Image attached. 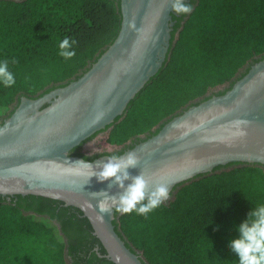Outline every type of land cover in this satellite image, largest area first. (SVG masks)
I'll list each match as a JSON object with an SVG mask.
<instances>
[{
	"label": "trees",
	"instance_id": "16d2710c",
	"mask_svg": "<svg viewBox=\"0 0 264 264\" xmlns=\"http://www.w3.org/2000/svg\"><path fill=\"white\" fill-rule=\"evenodd\" d=\"M190 4L191 12L181 18L172 14L177 22L168 60L116 118L110 143L158 126L156 134L210 88L231 82L230 89L260 60L255 59L264 53V0ZM120 21L118 0H0V59L9 60L16 76L15 85H0V123L20 97L37 98L84 73L113 42ZM65 36L75 40L76 54L67 60L58 55ZM71 155L92 160L79 147ZM175 190L169 204L147 216L115 212L113 224L126 246L142 251L143 264H237L228 241L253 205L264 203V168L218 166ZM14 198L0 197V264H113L93 251L97 246L106 255L80 210L40 196H26L24 204L21 196Z\"/></svg>",
	"mask_w": 264,
	"mask_h": 264
},
{
	"label": "water",
	"instance_id": "95a60500",
	"mask_svg": "<svg viewBox=\"0 0 264 264\" xmlns=\"http://www.w3.org/2000/svg\"><path fill=\"white\" fill-rule=\"evenodd\" d=\"M118 1V34L88 69L49 94L22 97L0 124V196H40L74 207L88 219L105 258L115 264L118 254L121 264H143L116 232L115 211L98 218L99 197L93 193L122 191L90 177L107 156L86 160L71 155L122 117L168 60L173 0ZM177 36L178 32L173 43ZM128 152L138 157L129 173L143 174L149 190L158 184L169 186L170 198L164 204L173 200L176 187L218 166L264 168V59L252 64L224 94L184 109L121 156Z\"/></svg>",
	"mask_w": 264,
	"mask_h": 264
},
{
	"label": "clouds",
	"instance_id": "9594fccd",
	"mask_svg": "<svg viewBox=\"0 0 264 264\" xmlns=\"http://www.w3.org/2000/svg\"><path fill=\"white\" fill-rule=\"evenodd\" d=\"M171 8L177 14L189 13L192 5L186 0H173ZM75 40L65 36L58 45V55L64 59L75 56L73 44ZM15 63V60L12 61ZM16 83L15 73L10 70L9 60L0 59V85L11 87ZM138 164V157L134 152L121 156L113 153L107 156L106 161L99 163L98 170H94L90 177L95 176L97 182L109 181V189L115 185L122 191L119 194H110L107 190L94 192L99 197L95 208L101 215L115 211L121 214L135 212L147 216L159 208L164 201L170 198V189L166 184H158L149 190V181L143 174L131 175L129 168ZM129 181V183H125ZM229 203L225 205V208ZM88 207H93L88 202ZM219 227V225H217ZM237 235L228 241L230 250L236 254L237 264H264V203L253 205L246 217L235 226ZM115 264H121L122 257L114 256Z\"/></svg>",
	"mask_w": 264,
	"mask_h": 264
},
{
	"label": "flooded vegetation",
	"instance_id": "af4514ba",
	"mask_svg": "<svg viewBox=\"0 0 264 264\" xmlns=\"http://www.w3.org/2000/svg\"><path fill=\"white\" fill-rule=\"evenodd\" d=\"M186 2L191 3L192 0H186ZM173 16H175L177 19H179V18H181L182 14H177L176 12H173ZM173 22H174V24H173L172 28L174 27V25H175V23L177 22V20H173ZM258 59H260V60L264 59V53L262 54V56L256 58L255 60H258ZM260 60H259V61H260ZM257 62H258V61H257ZM255 63H256V62H255ZM252 64H254V63L251 62V63H250V66H251ZM250 66H249V67H250ZM246 67H247V65H246L243 69H241V70L239 71L238 75H240V74L244 71V69H245ZM230 83H231V82H227V83H225V84H223V85H220L219 88H217V89H214V90H211V91H207L206 94H205L203 97L199 98V100H201V99L204 100V99H206V98H210V97H213V96H219L220 94L225 93V92L228 90V88H229V86H230ZM61 87H62V86H61ZM56 88H58V87L52 88V89H50V90L47 91V92H43V93L40 94V96H38V97H41V96L46 95V94H49L51 91H53V90L56 89ZM22 97H24V96H22ZM22 97H20V99H21ZM38 97H37V98H38ZM20 99H19V101H16V102H15L14 107L20 102ZM199 100H198V101H199ZM203 100H201V101H203ZM201 101H199V102H201ZM120 119H121V117H120ZM115 120H116V119H115ZM114 122H115V121H114ZM114 122H113L110 126H107L104 130L97 132L96 134H94L93 136H91L88 140H86V142H83L80 146H78V147H79V151H80V153H81V155H82L83 157H86V158H88V159H92V160H93V159H95V158L102 157V156H110V155H112L113 153L118 154V155H121L124 151L133 148V147H134L135 145H137L138 143H140V142L146 140L147 138H149V137L152 135V133L155 131V129L158 128V126H156V127L153 128L150 132H146V133H144L143 135H140V136H138V137L132 138L131 140H129L128 143H126V144H124V145H121V146H118V147H115V148H112L110 151L96 150L95 142H96V141L99 139V137H100L101 135H103L107 130L113 128ZM0 124H1V123H0ZM93 141H94V142H93ZM89 142H93V143H92V146H90L89 149H86V150H85V149H84V146L87 145ZM84 150H85V152H84ZM14 196H18V195H14ZM14 196H9V197H2V196H0V197H1L2 199H6L7 201H10L12 198H13L14 201H17L18 199L14 198ZM19 196H21V195H19ZM26 196H29V195H26ZM26 196H21V202H23V204H24V201H25ZM32 196H33V195H32ZM29 213H32V212H29ZM93 251L96 252V254H97L100 258L105 257V256H102V255H100V254L98 253V247H97V246L93 248ZM136 254L141 258V256H140L138 253H136Z\"/></svg>",
	"mask_w": 264,
	"mask_h": 264
},
{
	"label": "rangeland",
	"instance_id": "374dc122",
	"mask_svg": "<svg viewBox=\"0 0 264 264\" xmlns=\"http://www.w3.org/2000/svg\"><path fill=\"white\" fill-rule=\"evenodd\" d=\"M219 86H216V87H213V88H210L208 91H211V90H214V89H217ZM110 131L112 130V129H109ZM110 131H109V133H108V135L106 136L105 134H103V135H101L100 137H99V139L95 142V146H96V150H103V151H110L112 148H115V147H118V146H121V145H124V144H126V143H128L129 142V140H127V141H125L124 143H122V144H119V145H117V144H113V143H110L109 142V134H110ZM173 198H174V196H173ZM172 201V200H171ZM170 201V202H171ZM169 202V203H170ZM168 203V204H169ZM140 256H141V258H142V251H138L137 252Z\"/></svg>",
	"mask_w": 264,
	"mask_h": 264
}]
</instances>
